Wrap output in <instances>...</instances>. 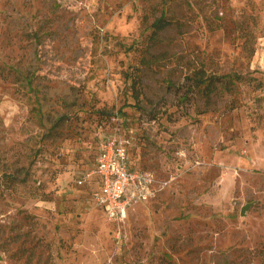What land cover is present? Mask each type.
Segmentation results:
<instances>
[{
    "label": "rangeland",
    "instance_id": "374dc122",
    "mask_svg": "<svg viewBox=\"0 0 264 264\" xmlns=\"http://www.w3.org/2000/svg\"><path fill=\"white\" fill-rule=\"evenodd\" d=\"M114 112L176 177L119 224L77 183ZM0 264H264V0H0Z\"/></svg>",
    "mask_w": 264,
    "mask_h": 264
},
{
    "label": "built area",
    "instance_id": "2783aa9c",
    "mask_svg": "<svg viewBox=\"0 0 264 264\" xmlns=\"http://www.w3.org/2000/svg\"><path fill=\"white\" fill-rule=\"evenodd\" d=\"M124 123L123 116L114 112L106 124H98L94 163L77 178L79 185L89 187L91 199L105 216L118 224L127 218L129 208L155 199L176 178H159L152 170L134 166L130 147L135 132Z\"/></svg>",
    "mask_w": 264,
    "mask_h": 264
},
{
    "label": "trees",
    "instance_id": "16d2710c",
    "mask_svg": "<svg viewBox=\"0 0 264 264\" xmlns=\"http://www.w3.org/2000/svg\"><path fill=\"white\" fill-rule=\"evenodd\" d=\"M163 19L164 18H160L158 20V22H156V25H158L159 27H163ZM223 77H231V76H230V74H224L222 76H214V75L213 76H207V75L203 74L202 72H198L195 76L192 77V79L194 80L195 85H198V86L205 85V88L208 90V92L211 93L215 88L216 81H218L219 79H221ZM236 77L241 78V76H236ZM137 97H138V95H137ZM109 115H110V113L104 114V117L101 119V123L106 124L108 121ZM95 156H96V153H95ZM94 160H95V157H94ZM94 160H93L92 164L94 163ZM92 164L86 168H83L80 171V173L82 171L90 168L92 166Z\"/></svg>",
    "mask_w": 264,
    "mask_h": 264
},
{
    "label": "water",
    "instance_id": "95a60500",
    "mask_svg": "<svg viewBox=\"0 0 264 264\" xmlns=\"http://www.w3.org/2000/svg\"><path fill=\"white\" fill-rule=\"evenodd\" d=\"M246 208H247V206H245V207L242 208V213L245 212Z\"/></svg>",
    "mask_w": 264,
    "mask_h": 264
},
{
    "label": "crops",
    "instance_id": "0c3cea01",
    "mask_svg": "<svg viewBox=\"0 0 264 264\" xmlns=\"http://www.w3.org/2000/svg\"><path fill=\"white\" fill-rule=\"evenodd\" d=\"M96 205V204H95ZM97 206V205H96ZM98 207V206H97ZM99 208V207H98ZM100 209V208H99ZM101 210V209H100ZM102 211V210H101ZM103 212V211H102ZM103 214H104V212H103ZM105 215V214H104Z\"/></svg>",
    "mask_w": 264,
    "mask_h": 264
}]
</instances>
